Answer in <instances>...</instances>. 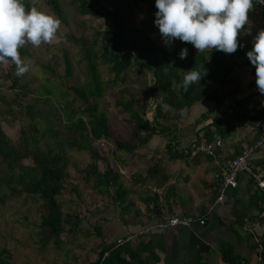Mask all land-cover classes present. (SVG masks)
I'll use <instances>...</instances> for the list:
<instances>
[{"label": "trees", "instance_id": "16d2710c", "mask_svg": "<svg viewBox=\"0 0 264 264\" xmlns=\"http://www.w3.org/2000/svg\"><path fill=\"white\" fill-rule=\"evenodd\" d=\"M24 3L26 10L31 8L30 0H24ZM44 3L51 14L64 23L61 0H44ZM68 6L80 19L104 20V25L93 33L91 39L71 34L68 37V41L78 47L84 63L80 71L81 81L68 87L74 95L69 100L64 92L60 100L62 91L55 92L57 87L48 80L35 92L33 103L21 106L16 100L22 116L7 110L6 113L13 118L25 120L15 140L5 134L0 124V205L21 196L40 203L38 229L43 250L51 245L59 246L65 226L76 227V216L63 214L58 204V197L65 188L68 150L87 153L89 162L81 169L86 185H91L99 196L124 204L126 192L120 182L121 175L109 165L103 151L95 144L110 140L117 151L133 155L156 134L172 136L177 122L185 118L193 104L206 98L220 104L223 98L232 95L234 91L229 93L228 89L232 85L230 75L235 59H242L243 64L251 65L255 72L246 55L253 47L255 33L242 32L238 37L240 47L234 54L216 50L197 53L191 44L179 40L170 46L156 40H162V37L154 23L155 0H68ZM141 11L145 17L137 20ZM182 48L188 49L186 59L179 58ZM25 53L20 49V54ZM63 58L65 76L59 77L50 67L48 70L65 84L74 72L66 53ZM100 67L106 68L113 75L112 79L104 80ZM192 68H205L207 74L187 92L182 89L174 91L173 86L179 84L184 73ZM132 75L136 77V94L141 99L123 87ZM16 85L17 81L14 82ZM17 86L26 94L30 92L27 84ZM114 88L118 89L119 96L115 99V106L129 116L131 123L127 139L117 140L106 116L97 114L98 100L105 96L107 89ZM220 89H226L225 95H220ZM74 102H79L80 106L73 108ZM180 109L186 110L185 116L179 115ZM261 116H264V108L254 119L259 121ZM219 124L217 121L214 125L218 130ZM205 131V139L212 140L211 132ZM27 160L29 164L25 163ZM100 161L105 164L103 171L98 166ZM156 169V166L152 167L151 174ZM153 204L157 206L156 199ZM132 242L122 246H115L114 242L101 245L94 264H148L149 259L141 257L143 252L149 254L146 246L139 243L140 251H137ZM105 253L108 255L103 258ZM261 256V264H264V251ZM222 258L229 263L235 261L228 247L223 249ZM0 264H13L11 251L5 247L0 249Z\"/></svg>", "mask_w": 264, "mask_h": 264}, {"label": "crops", "instance_id": "0c3cea01", "mask_svg": "<svg viewBox=\"0 0 264 264\" xmlns=\"http://www.w3.org/2000/svg\"><path fill=\"white\" fill-rule=\"evenodd\" d=\"M230 76L232 85L228 92H234L222 103L206 98L193 104L185 118L177 122L172 136L156 134L133 155L128 154L129 176H124L125 181L120 179L127 194L126 210L113 202L100 213L92 210L97 214L93 222H100L99 251L101 245L141 232L169 214L202 218L205 225L154 231L132 242L137 251L139 243L146 246L150 256L143 252L141 257L148 258V264H259L257 242L264 251L263 194L254 189L246 174H241L237 186L225 189L218 201V164L256 145L261 134L254 116L264 108V95L256 87L251 65L235 59ZM225 91L220 89V95H225ZM217 121L219 130L214 126ZM206 129L212 138L219 135L223 141L219 158H180L169 153V146L174 144L187 147L195 140L205 139ZM250 163L264 167V143L251 152ZM154 166L157 171L151 174ZM153 190H160L161 194ZM155 199L157 206L153 204ZM98 218L100 221H96ZM90 233L86 232L87 238H94ZM225 247L235 258L233 263L222 258Z\"/></svg>", "mask_w": 264, "mask_h": 264}, {"label": "rangeland", "instance_id": "374dc122", "mask_svg": "<svg viewBox=\"0 0 264 264\" xmlns=\"http://www.w3.org/2000/svg\"><path fill=\"white\" fill-rule=\"evenodd\" d=\"M30 3L31 7H36L38 10L52 15L44 0H30ZM61 3L65 19L64 23H61V29L58 33L60 43L42 44L39 48H33L31 45L22 48L27 53L20 55L26 62H30V70L21 77L15 75L16 68L13 63L0 65V97L2 100L0 101V113L2 114L0 116V124H2L5 134L13 140L19 135L21 125L25 124V120L13 118L6 113L7 110H13V113L21 114L22 116L23 112L18 109L16 100L21 106L33 103V99L36 96L35 92L48 80L57 87L54 89L55 92L62 91L59 97L60 100H62L64 92L68 94V99L71 100L74 92L68 87H73L81 81L80 71L83 69L84 63L81 61L78 47L71 44L68 41V37L71 34L91 39L93 33L104 25V20L102 19L96 20L88 17L85 20L75 16L69 9L68 0H61ZM144 17L145 14L141 11L137 15V20H142ZM249 19L250 23L246 26V30L250 29V35L257 34L260 29H264V16L257 10L249 14ZM156 40L164 45L160 38ZM65 53L71 63L74 75L67 83L63 84L52 76V72L48 68L50 67L59 77L65 76L63 58ZM100 69L104 80L112 79L113 75L109 74L106 68L100 67ZM135 80V75H132L123 86L134 94H136L138 86ZM16 81L17 85L25 86L27 84L30 92L26 94L17 85L14 86ZM119 86L121 88V84ZM136 96L141 99L140 95L136 94ZM118 97L117 88L107 89L105 96L98 100L97 114L103 113L106 116L113 136L117 140H121L128 138L131 123L129 116L123 113L121 108L115 106V99ZM124 97L129 99L127 95H124ZM79 106V102L73 103V108ZM95 145L96 148L103 151L109 165L119 172L122 178L121 182L125 181L126 178L124 176H129L127 171L131 162L128 154L117 151L110 140L99 141ZM88 162L89 157L85 151L68 150L66 153L65 188L61 196L58 197V204L63 214H68L72 217L76 216L77 219H74L76 227L73 225L65 226V231L60 236L58 247L51 245L44 250L40 247L38 229L40 203L21 196L4 206L0 205V249L5 247L11 251L13 264H94L99 252V244L101 243L99 239L101 231L95 229L99 227L98 224L100 222L97 224L93 222L96 213H92V210L94 209L100 213L110 206L111 201L108 200V202L107 198L99 196L91 185L84 183L81 169ZM25 163L29 164L30 161L27 160ZM98 166L102 171L105 168V164L101 161ZM126 205L120 204L118 206L126 210ZM116 213L118 214V212ZM87 231L91 232L90 235H94V238H87ZM95 231L96 233H94Z\"/></svg>", "mask_w": 264, "mask_h": 264}, {"label": "clouds", "instance_id": "9594fccd", "mask_svg": "<svg viewBox=\"0 0 264 264\" xmlns=\"http://www.w3.org/2000/svg\"><path fill=\"white\" fill-rule=\"evenodd\" d=\"M256 4L264 5V0H155L154 23L166 46L179 40L191 44L197 53L216 50L234 54L240 47V34H251L246 26ZM61 23L56 16L36 7L26 10L24 0H0V65L13 63L17 77L28 73L30 62L21 57L20 49L59 44ZM187 55L188 49L182 48L179 58L186 59ZM246 55L255 67L256 87L264 95V29L253 37V47ZM206 74L205 68H192L173 90L187 92ZM179 115L185 116L186 110L180 109Z\"/></svg>", "mask_w": 264, "mask_h": 264}, {"label": "built area", "instance_id": "2783aa9c", "mask_svg": "<svg viewBox=\"0 0 264 264\" xmlns=\"http://www.w3.org/2000/svg\"><path fill=\"white\" fill-rule=\"evenodd\" d=\"M255 3V0H254ZM256 10L264 16V5L256 4ZM258 129L261 134L260 140L252 148H248L240 155H237L231 160L221 162L218 164V182H219V198L221 201L224 196V191L227 188H235L237 186L238 177L241 174H246L252 181L254 189L259 191L264 196V167L253 166L250 163V154L255 149L264 143V116L258 121ZM223 149V141L219 135H216L212 140L208 141L204 138L195 140L190 146L181 147L177 144L170 146L169 153L177 157L196 158L198 156H204L211 159H217L220 157ZM155 194H161L160 190H153ZM193 224L201 226L205 225V220L202 218H194L191 216L169 215L165 214L161 217V220L153 226L145 228L141 232L129 234L124 238H119L115 241V246H122L127 242L137 241L140 238L147 237L154 231H166L169 229H185L191 227ZM257 248L259 250L258 263L261 264L263 258L261 253L263 248L260 242H257ZM108 253L104 254L105 258Z\"/></svg>", "mask_w": 264, "mask_h": 264}]
</instances>
